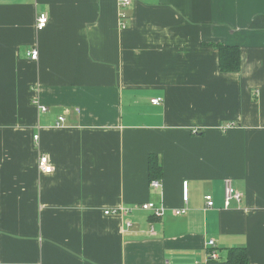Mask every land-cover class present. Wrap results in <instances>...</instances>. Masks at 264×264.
I'll list each match as a JSON object with an SVG mask.
<instances>
[{
  "label": "crops",
  "instance_id": "1",
  "mask_svg": "<svg viewBox=\"0 0 264 264\" xmlns=\"http://www.w3.org/2000/svg\"><path fill=\"white\" fill-rule=\"evenodd\" d=\"M120 10L0 0V264H204L211 239L219 263L244 247L264 264V0H132L125 26Z\"/></svg>",
  "mask_w": 264,
  "mask_h": 264
},
{
  "label": "built area",
  "instance_id": "2",
  "mask_svg": "<svg viewBox=\"0 0 264 264\" xmlns=\"http://www.w3.org/2000/svg\"><path fill=\"white\" fill-rule=\"evenodd\" d=\"M119 2V7L121 8V10L119 11V18L121 19V26H125L124 24V19L127 18V14L126 12H124L123 9L127 8L132 0H118ZM48 22V16L46 13L42 12L39 13L36 17V27L37 29H42L46 26ZM37 49H32L29 51L28 55L31 59H35L37 57ZM162 102V98L160 97H156L151 99V103L158 105ZM41 111H46L47 108L44 106H39ZM64 120L63 116H59L58 117V122L57 124H60V122H62ZM34 139H37V135L34 136ZM38 169L43 172V173H50L52 171V166L50 165L49 161H48V157L46 155H40L39 159H38ZM151 186L153 188H158L160 186L159 180H152L150 182ZM182 199L183 201L187 202L188 200V191H187V182L184 181L183 182V189H182ZM205 199V205L208 208L213 207V199L211 195L206 194L204 196ZM231 199H235L236 201H240L241 200V193L236 191L232 185L230 184V182L226 181L225 183V187H224V201L225 204L228 205L229 201ZM136 208H141L142 210H149L152 211V213L155 216H161L163 213V208L159 207L158 205H156L153 201H147V202H143L140 203L139 207L136 206ZM119 213L121 215H126L129 212H131V208L130 207H119L118 209H114L112 211L109 210H105L104 213L108 214V213ZM175 215H181L183 213H185V209H178L174 211ZM126 224L130 225L131 222L129 220L126 219ZM208 257H207V261L204 264H219L218 261L219 259V255L217 253V249H216V245L214 244V240H209L208 242ZM199 264V263H197Z\"/></svg>",
  "mask_w": 264,
  "mask_h": 264
},
{
  "label": "trees",
  "instance_id": "3",
  "mask_svg": "<svg viewBox=\"0 0 264 264\" xmlns=\"http://www.w3.org/2000/svg\"><path fill=\"white\" fill-rule=\"evenodd\" d=\"M218 49V68L222 73H233L240 69L241 55L237 45H227L216 43ZM148 175L149 180H160L162 178L161 161L157 154L148 155ZM216 262H219L216 261ZM222 264H249L246 249L244 247H231L228 250L226 259ZM219 263V264H220Z\"/></svg>",
  "mask_w": 264,
  "mask_h": 264
}]
</instances>
